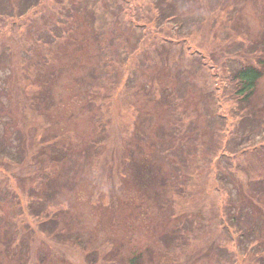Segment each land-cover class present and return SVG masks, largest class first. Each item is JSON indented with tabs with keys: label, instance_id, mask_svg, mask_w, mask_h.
<instances>
[{
	"label": "rangeland",
	"instance_id": "obj_1",
	"mask_svg": "<svg viewBox=\"0 0 264 264\" xmlns=\"http://www.w3.org/2000/svg\"><path fill=\"white\" fill-rule=\"evenodd\" d=\"M262 58L264 0H0V264H264Z\"/></svg>",
	"mask_w": 264,
	"mask_h": 264
},
{
	"label": "trees",
	"instance_id": "obj_2",
	"mask_svg": "<svg viewBox=\"0 0 264 264\" xmlns=\"http://www.w3.org/2000/svg\"><path fill=\"white\" fill-rule=\"evenodd\" d=\"M257 61L258 63L254 65L252 64L242 65L232 72V81L235 85L232 88V95L234 98H236V100L240 105L249 102V99L254 94L257 82L262 77L263 73L262 70H260L259 65L264 67V58L258 59ZM244 115L245 114H243L241 116V119H239V124L240 123L244 124V122L247 121L248 117ZM4 148L0 150V152H2ZM6 244H9V241H7ZM138 262L139 260L136 258V256H133L126 262V264H138Z\"/></svg>",
	"mask_w": 264,
	"mask_h": 264
}]
</instances>
